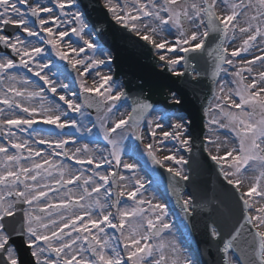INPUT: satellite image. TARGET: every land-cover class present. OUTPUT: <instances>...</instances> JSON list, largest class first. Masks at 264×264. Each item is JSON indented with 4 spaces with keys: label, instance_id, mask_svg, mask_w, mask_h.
Listing matches in <instances>:
<instances>
[{
    "label": "snow or ice",
    "instance_id": "obj_1",
    "mask_svg": "<svg viewBox=\"0 0 264 264\" xmlns=\"http://www.w3.org/2000/svg\"><path fill=\"white\" fill-rule=\"evenodd\" d=\"M197 230L264 264V0H0V264H203Z\"/></svg>",
    "mask_w": 264,
    "mask_h": 264
},
{
    "label": "water",
    "instance_id": "obj_2",
    "mask_svg": "<svg viewBox=\"0 0 264 264\" xmlns=\"http://www.w3.org/2000/svg\"><path fill=\"white\" fill-rule=\"evenodd\" d=\"M180 86L183 87V85H180ZM188 97H189L190 100L194 98V94H193V92H192L191 90H188ZM196 102H197V106L199 107L200 100L197 99ZM213 181H215V182L217 183V187H216V188L218 189V187H219V182L217 181L216 176H215L214 174H207V176L205 177V180H204V182L206 183L207 187L210 185V182H213ZM208 190H209V189H207V192H208ZM196 233L198 234V242H199V243L207 244V243H205V242L203 241V239L200 237L199 230H197ZM214 251H216V250L214 249ZM215 253H216V252H210V253L208 254V256H209L210 258H215V259H217V256H216Z\"/></svg>",
    "mask_w": 264,
    "mask_h": 264
},
{
    "label": "rangeland",
    "instance_id": "obj_3",
    "mask_svg": "<svg viewBox=\"0 0 264 264\" xmlns=\"http://www.w3.org/2000/svg\"><path fill=\"white\" fill-rule=\"evenodd\" d=\"M169 206L173 209V211H177V209L172 205V201L168 200Z\"/></svg>",
    "mask_w": 264,
    "mask_h": 264
}]
</instances>
